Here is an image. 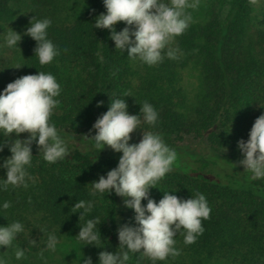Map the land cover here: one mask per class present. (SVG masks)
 Here are the masks:
<instances>
[{"label": "trees", "instance_id": "obj_1", "mask_svg": "<svg viewBox=\"0 0 264 264\" xmlns=\"http://www.w3.org/2000/svg\"><path fill=\"white\" fill-rule=\"evenodd\" d=\"M254 3L200 0L196 9H188L193 17L189 28L170 45L179 49L176 58L165 56L162 62L148 66L129 59L127 51L116 50L108 30L93 27L96 17L106 14L103 0H0V35L10 29L22 35L19 48H8L0 38V91L15 79L38 71L54 75L61 94L50 121L63 137L68 131L90 132L97 118L107 112L109 97L125 98L133 115L139 114L145 101L151 103L158 121L153 127L141 116L140 127L159 133L175 149L179 162L150 189V197L158 202L162 191H178L173 194L186 200L200 192L208 200L211 212L202 221L204 232L196 241L186 245L183 229L174 237L178 256L153 261L129 252L126 264H264V179L251 180L250 173H243L237 149V142L248 140L255 120L264 113V0L257 17ZM34 17L52 20L49 38L59 55L47 65H40L34 56L36 42L24 35ZM124 27L119 22L116 30ZM189 67L198 72L192 94L183 86L184 70ZM101 101L103 107H97ZM90 134L95 135L94 130ZM185 136L204 137L212 147L229 149V155H188L176 145ZM68 146L66 159L48 163L33 144L28 171L34 179L28 181L29 186L9 185L0 190V205L11 202L7 210L0 207V225L14 221L25 225L12 248H0V257L7 264H23L15 261L16 248L41 257L48 250L49 234L59 241L64 237L76 241L78 264H85L88 258L99 264L101 251H121L118 227L134 226V212L125 208L121 215L114 192L91 195L90 184L117 167L118 161L110 156L114 152L108 147L83 150ZM10 155L5 148L0 163ZM222 156L236 167L231 165L234 168L217 175V161ZM2 178L6 174L0 168ZM78 200L95 201L81 221L82 210L73 209ZM93 218L100 222L98 240L88 245L76 236L80 224Z\"/></svg>", "mask_w": 264, "mask_h": 264}, {"label": "clouds", "instance_id": "obj_2", "mask_svg": "<svg viewBox=\"0 0 264 264\" xmlns=\"http://www.w3.org/2000/svg\"><path fill=\"white\" fill-rule=\"evenodd\" d=\"M200 0H103L106 14L95 19L93 27L108 30L115 49L127 51L131 60L153 66L163 61L165 56L176 58L179 49L173 48L175 38L181 36L192 23L193 17L188 9H196ZM123 22L125 27L116 30V25ZM52 25L50 18L34 17L26 29L27 35L36 42L34 56L40 65H47L59 55V49L49 38L48 29ZM8 48L18 47L22 35L10 29L0 35ZM19 48V47H18ZM61 94L60 84L54 75L43 71L22 76L9 83L0 91V153L5 148L11 155L0 163L6 178L0 179V190L13 187L27 188L28 181L34 178L28 169L32 164L33 144L42 153L44 161L56 163L67 158L69 146L65 137L50 121L53 110L59 104L56 99ZM103 107V101L97 104ZM143 122L155 126L159 114L154 106L145 101L140 105L138 115L130 114L125 98L109 97L106 113L97 118L89 140L102 150L110 148L115 153H122L116 168L93 181L92 196L115 193L123 198L125 208L134 212V226L123 224L117 229L119 253L101 251L99 264H126L129 252L141 253L153 261H164L169 256H178L174 237L184 235V243L192 244L204 232L202 221L209 218L211 208L203 193L197 192L189 199H182L178 191H162L163 196L157 202L150 197V189L156 188L158 181L173 169L177 152L169 147L163 137L153 131H142L138 143H131L132 135L141 129ZM29 135L25 139L19 137ZM15 134L16 139L11 140ZM247 141L237 142V149L242 159L238 164L243 173H250L249 179H264V113L254 122ZM11 140V142H10ZM236 167L235 164H232ZM142 201H147L146 205ZM7 210L11 202L0 205ZM95 207L94 200H78L73 209L79 212V220L88 215ZM98 218L88 219L82 225L76 238L94 245L98 240ZM25 225L20 221L0 225V248H12L18 234L24 232ZM35 243V241H33ZM60 243L55 234H49L47 249L55 251ZM127 249V250H125ZM25 256V251L15 249L16 259ZM0 264L7 261L0 257ZM85 264H93L88 258Z\"/></svg>", "mask_w": 264, "mask_h": 264}, {"label": "rangeland", "instance_id": "obj_3", "mask_svg": "<svg viewBox=\"0 0 264 264\" xmlns=\"http://www.w3.org/2000/svg\"><path fill=\"white\" fill-rule=\"evenodd\" d=\"M259 5H261V0H255L254 3L255 10L253 13L255 17L259 16V9H260ZM197 85H198V72L191 67L185 69L183 75L184 88L190 94H192L197 89ZM142 131H143L142 129H137L133 134H131L132 135L131 141L139 142V140L142 137ZM89 133L90 132L73 134L70 131H68L65 132L64 135L68 145L73 144L83 150H86V149H91L94 146V143L92 145L91 144L92 141L88 139V137L90 138V135H94V134L89 135ZM176 145L178 148L186 150L188 155H190V153H197L202 155L203 157H210V158L211 157L214 158L215 156L217 158L220 155L227 156L229 155L230 152V150L227 148L212 147L204 137L194 138L192 136H185L183 137L182 140L177 141ZM121 155L122 153L115 154L114 152V155L111 154L110 156L114 157L117 161H119ZM225 156L218 158L217 161L218 172L215 171V174L217 175L218 174L222 175V173H225L226 170H231V168H234L231 167L232 162L229 161V159H227V157ZM178 162L179 161H175L173 165H176ZM240 167L242 168L241 170L244 171L243 167L242 166ZM118 204H119V211L122 215L123 211L125 210V206L123 204V198L119 197ZM77 248L78 247L76 246V241L74 239L64 237L63 239L60 240V243L57 245L55 251L46 250L41 257H39V255L28 254L19 260L15 258V261H21V263L23 264H78L79 251Z\"/></svg>", "mask_w": 264, "mask_h": 264}]
</instances>
